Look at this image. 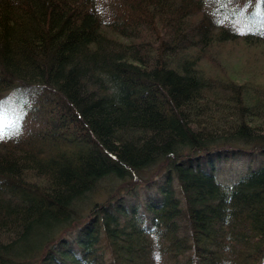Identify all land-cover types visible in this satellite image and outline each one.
<instances>
[{
	"label": "trees",
	"instance_id": "16d2710c",
	"mask_svg": "<svg viewBox=\"0 0 264 264\" xmlns=\"http://www.w3.org/2000/svg\"><path fill=\"white\" fill-rule=\"evenodd\" d=\"M262 4L0 0V264H264V71L203 68Z\"/></svg>",
	"mask_w": 264,
	"mask_h": 264
},
{
	"label": "rangeland",
	"instance_id": "374dc122",
	"mask_svg": "<svg viewBox=\"0 0 264 264\" xmlns=\"http://www.w3.org/2000/svg\"><path fill=\"white\" fill-rule=\"evenodd\" d=\"M260 8L264 9V5H260ZM260 13L263 14L262 18L264 19V11H260ZM212 45L213 49L215 47V50L218 52L219 58L216 62L203 64V68L210 74L217 76L230 75L231 77H236L237 80H247L252 78L255 72L264 71V36L259 37L252 33L248 38L242 37L231 41L226 40L218 45L214 42ZM262 74L260 73L259 76ZM261 79H264V77L261 76ZM19 120V115L16 112L10 111V109L0 110V135H10L16 128ZM258 160L256 161L257 163ZM249 161L248 158L240 157L216 160L217 169L215 174L222 183H232L240 175L246 173V169L252 164ZM252 162L255 163V160ZM256 164H253L252 168L259 165ZM159 176H156L157 180H160ZM96 198H103V196L96 194Z\"/></svg>",
	"mask_w": 264,
	"mask_h": 264
},
{
	"label": "snow or ice",
	"instance_id": "6c2138e0",
	"mask_svg": "<svg viewBox=\"0 0 264 264\" xmlns=\"http://www.w3.org/2000/svg\"><path fill=\"white\" fill-rule=\"evenodd\" d=\"M3 138V136L2 135H0V139H2Z\"/></svg>",
	"mask_w": 264,
	"mask_h": 264
}]
</instances>
